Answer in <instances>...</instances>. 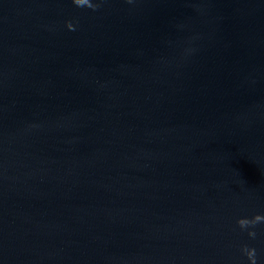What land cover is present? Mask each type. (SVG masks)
<instances>
[{
	"label": "water",
	"instance_id": "obj_1",
	"mask_svg": "<svg viewBox=\"0 0 264 264\" xmlns=\"http://www.w3.org/2000/svg\"><path fill=\"white\" fill-rule=\"evenodd\" d=\"M90 2L0 0V264H264V0Z\"/></svg>",
	"mask_w": 264,
	"mask_h": 264
},
{
	"label": "clouds",
	"instance_id": "obj_2",
	"mask_svg": "<svg viewBox=\"0 0 264 264\" xmlns=\"http://www.w3.org/2000/svg\"><path fill=\"white\" fill-rule=\"evenodd\" d=\"M72 2L77 6H87L95 10L98 7V4L91 3L90 0H72ZM66 27L70 30H74V26L70 22H65ZM237 224L241 229L248 228L249 226H255L258 223L264 222V216L260 214H254L251 218L241 217L237 219ZM248 236L255 238L256 232L249 229ZM242 251L247 256L249 264H256V250L252 247L244 246Z\"/></svg>",
	"mask_w": 264,
	"mask_h": 264
}]
</instances>
